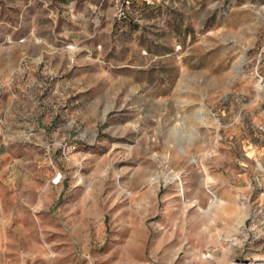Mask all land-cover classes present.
Masks as SVG:
<instances>
[{"label": "rangeland", "instance_id": "rangeland-1", "mask_svg": "<svg viewBox=\"0 0 264 264\" xmlns=\"http://www.w3.org/2000/svg\"><path fill=\"white\" fill-rule=\"evenodd\" d=\"M0 264H264V0H0Z\"/></svg>", "mask_w": 264, "mask_h": 264}]
</instances>
